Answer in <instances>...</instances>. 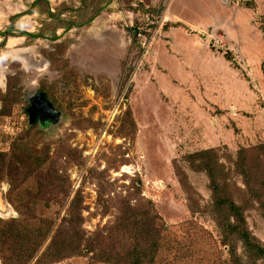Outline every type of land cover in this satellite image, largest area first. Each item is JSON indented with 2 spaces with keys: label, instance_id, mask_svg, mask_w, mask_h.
Segmentation results:
<instances>
[{
  "label": "rangeland",
  "instance_id": "obj_1",
  "mask_svg": "<svg viewBox=\"0 0 264 264\" xmlns=\"http://www.w3.org/2000/svg\"><path fill=\"white\" fill-rule=\"evenodd\" d=\"M178 22L187 27H166ZM263 26L264 0H0V220L52 225L29 264H108L95 259L105 247L134 242L114 229L124 201L176 234L188 221L209 231L216 258L232 264L210 176L192 165L210 149L222 191L248 205L247 227L264 244V209L237 166L242 148L251 164L264 143ZM43 91L57 108L32 127L28 98ZM17 139L46 156L43 169L24 176ZM255 162L261 190L264 156ZM60 228L94 251L43 257ZM237 248L244 253L240 240ZM158 259L168 264L170 254Z\"/></svg>",
  "mask_w": 264,
  "mask_h": 264
},
{
  "label": "trees",
  "instance_id": "obj_2",
  "mask_svg": "<svg viewBox=\"0 0 264 264\" xmlns=\"http://www.w3.org/2000/svg\"><path fill=\"white\" fill-rule=\"evenodd\" d=\"M251 4L254 6L253 2L245 3L246 6ZM144 10L147 13L158 14L160 8L156 9L150 6ZM166 27L186 28L187 26L178 22L167 24ZM132 30L136 38L137 29L133 28ZM262 31L264 32V26ZM227 59L231 60V55L228 54ZM43 92L56 107L55 103L49 99V93ZM29 124L32 127L38 126V118L35 123L31 122L29 118ZM39 130L42 131L40 128ZM13 145L16 149V164H20L18 167L25 173V177L31 176L35 169H43L47 162L46 156L35 155V152H31L29 142L21 143V139H17ZM252 150L256 151L255 160L251 161L250 164L247 157L250 150L247 151L242 148L237 166L246 178V185L249 187L252 198L250 200L258 201L260 207L264 209V182L261 184L263 185L261 190H256L253 187V183H260V180L255 177V171L259 164L255 161H261V157L264 156V143L257 144ZM195 156L192 157L194 169L199 172L205 171L210 176L215 197L214 212L218 215L217 222L222 230L223 241L229 245L232 264H264V244L256 241L247 227L245 209L248 205L244 206L237 203L233 197L227 194V188L222 191L219 175L224 173V169L218 162L215 150H202ZM5 161L6 155L0 153V167H3ZM46 174L50 178L55 176L50 171ZM226 178L227 176H225ZM29 200L25 207L32 210L37 200L34 198ZM123 207V213L116 222L114 229L120 234V237L134 242L122 251L109 250L105 247L95 258L97 261L108 264H156L161 261L158 259L161 255L165 256V253H168L170 254L168 264H226L221 259L216 258L215 252H213L217 248L215 238L209 231L197 224L191 221L185 222L178 227L176 234V227L173 228L166 223L163 224L164 227L160 228L156 223L155 216L149 209L134 207L127 201H124ZM51 228L50 222L37 227L26 218L11 222L0 220V253L4 262L6 264H29L48 239ZM196 228L201 233L195 234ZM164 231L166 232L164 233ZM68 232L70 231L58 229L42 256L56 262L77 253L86 252L89 254L94 251L91 242H87L85 250H82L81 239L70 236ZM114 239H112L113 242ZM239 240L243 243V254L238 252L237 243ZM244 256L248 258V261L244 260Z\"/></svg>",
  "mask_w": 264,
  "mask_h": 264
},
{
  "label": "water",
  "instance_id": "obj_3",
  "mask_svg": "<svg viewBox=\"0 0 264 264\" xmlns=\"http://www.w3.org/2000/svg\"><path fill=\"white\" fill-rule=\"evenodd\" d=\"M29 103L31 104V109H33L35 111V113L38 115L39 117V122L40 124L45 121L43 120V118L49 113V111H52L54 109L52 102H50L44 93L40 92V93H35L33 96H30L28 98ZM29 113V112H28ZM62 113V112H61ZM30 116V113H29ZM49 118V117H48ZM6 205H4V208L1 207L0 204V211H4L6 209L5 207Z\"/></svg>",
  "mask_w": 264,
  "mask_h": 264
},
{
  "label": "flooded vegetation",
  "instance_id": "obj_4",
  "mask_svg": "<svg viewBox=\"0 0 264 264\" xmlns=\"http://www.w3.org/2000/svg\"><path fill=\"white\" fill-rule=\"evenodd\" d=\"M37 118H38V121H39V117H37ZM4 198H6V196H4L2 190H0V200L2 201L3 205H5V204H4ZM5 207H6V206H5Z\"/></svg>",
  "mask_w": 264,
  "mask_h": 264
},
{
  "label": "bare ground",
  "instance_id": "obj_5",
  "mask_svg": "<svg viewBox=\"0 0 264 264\" xmlns=\"http://www.w3.org/2000/svg\"><path fill=\"white\" fill-rule=\"evenodd\" d=\"M0 204H1V207H2V208H4V205H3V203H2V201H1V200H0Z\"/></svg>",
  "mask_w": 264,
  "mask_h": 264
},
{
  "label": "crops",
  "instance_id": "obj_6",
  "mask_svg": "<svg viewBox=\"0 0 264 264\" xmlns=\"http://www.w3.org/2000/svg\"><path fill=\"white\" fill-rule=\"evenodd\" d=\"M174 2H172L169 6H172V4H173ZM170 8L168 7V10H169ZM172 28H176V27H172Z\"/></svg>",
  "mask_w": 264,
  "mask_h": 264
}]
</instances>
